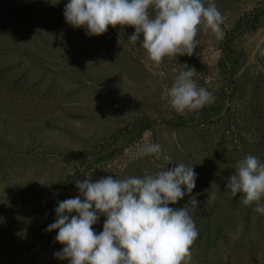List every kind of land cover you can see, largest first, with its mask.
I'll return each instance as SVG.
<instances>
[{
  "label": "rangeland",
  "instance_id": "1",
  "mask_svg": "<svg viewBox=\"0 0 264 264\" xmlns=\"http://www.w3.org/2000/svg\"><path fill=\"white\" fill-rule=\"evenodd\" d=\"M33 1L50 9L20 12L14 19L22 34L17 35L53 55L42 56L43 60L39 55L0 58V264H69L54 256L64 245L55 241L58 230L45 231V218L51 212L52 220L59 202L80 195L76 181L142 178L169 160L175 166L181 162L193 166L187 157V143L193 139L204 145L201 153L193 151L207 170L203 174L193 166L195 185L207 194L210 205L205 213L198 209L191 215L204 219L215 201L225 220L208 251L197 246L205 237L198 235L190 264H264V214L255 212V205H243L240 195L232 197L226 188L239 160L251 154L264 162V110L258 117L249 112L251 102L245 92L243 123L226 121L223 108L207 127L178 130L174 120L179 115L189 117L190 112L177 113L168 103V89L187 68L196 70L198 87L211 93L217 88L220 76L215 64L221 38L201 26L199 45L191 56H166L156 66L141 47L142 34L136 43L129 40L133 27L126 26L123 32L109 26L101 35H87L84 28L66 22L64 8L51 5L57 0ZM234 1L222 13L223 32L237 13L263 0ZM234 43L245 53L251 75L255 53L264 43V26L242 34ZM140 126H147L140 139L110 155L116 148L109 139L113 133L136 132ZM148 143L161 145L159 158L137 155ZM252 144L254 151L248 149ZM197 195L190 193L172 207H183ZM105 219L100 215L92 226L96 234L103 230ZM211 226L217 228L215 223ZM196 227L200 232L201 226Z\"/></svg>",
  "mask_w": 264,
  "mask_h": 264
},
{
  "label": "clouds",
  "instance_id": "2",
  "mask_svg": "<svg viewBox=\"0 0 264 264\" xmlns=\"http://www.w3.org/2000/svg\"><path fill=\"white\" fill-rule=\"evenodd\" d=\"M63 15L87 35H101L109 26L133 27L129 40L136 43L142 34L141 47L156 66L166 56H191L201 26L217 38L223 36L224 18L214 0L207 6L205 0H68ZM196 74L194 68L181 71L168 89V103L177 113L215 102L213 93L197 86ZM161 154L158 143L145 144L137 152L139 157ZM196 178L193 166L181 162L142 178L77 180L80 195L59 202L55 222L45 229L58 230L55 241L64 245L54 256L69 264H190L199 235L191 212L200 202L190 197L183 207L169 205L190 194ZM226 188L232 197L239 194L243 205H255L254 211L264 214V162L258 157L249 154L239 160ZM100 215L106 219L96 234L92 226Z\"/></svg>",
  "mask_w": 264,
  "mask_h": 264
},
{
  "label": "trees",
  "instance_id": "3",
  "mask_svg": "<svg viewBox=\"0 0 264 264\" xmlns=\"http://www.w3.org/2000/svg\"><path fill=\"white\" fill-rule=\"evenodd\" d=\"M214 2L221 13H225L230 10L232 5L235 3L234 0H214ZM67 3L68 0H57L51 5H59L60 8H65ZM207 3L208 0H205V6H207ZM38 4L40 3H36L33 0H0V58L14 56L16 59L20 60L22 57H34L39 55L40 60H43L42 56L53 55L52 52H48L44 47H39L31 43L30 39L17 35L21 33L18 31L20 28L19 25H16V21H14V19L16 17H20L21 13L34 14L35 11L39 12V10L50 9L49 7L44 8ZM126 26L127 25H117L116 27H118L117 29L119 31L122 29L124 32V28L126 29ZM262 26H264V0L253 5L250 10L236 14L235 18L230 21L228 25L229 28L225 29L223 32V36L218 44L219 54L215 68L217 74L220 76V81L217 88L212 92L216 97L215 102L205 105L202 109L190 112L189 117L184 118L180 115L177 116L174 120V128H177L178 130H182L184 128L190 130L196 126H201V129L203 126L207 127L206 124L211 120L212 116L219 115L223 108H225L223 117L226 121H232L240 124L243 123L247 118L243 112L245 110L242 105V98L244 97L245 92H248V98L251 102V104H249L251 105V108L249 107V112L255 114L256 117L262 114V111L264 110V43L255 53L254 61L256 68L251 75L248 74L245 66V53L241 50H237L234 45L236 38ZM145 129H147V126H140L136 132L126 129L117 130L109 137V139H112V144L115 143L116 145V148L112 149L113 152H111L110 155L112 153H121L122 150L127 147L126 145L136 142L140 139ZM200 136L201 135L199 133L197 135L198 139H201ZM198 141H194L193 139V141L187 143V157L190 161L189 163H191L198 172H203L204 168L203 166H200V156L193 151L197 150L201 153V148L204 147V145H201ZM253 146L255 147L254 144L250 145L248 149L254 151ZM181 149L186 151L183 144H181ZM165 164L167 169L174 168L175 166L173 162H167ZM204 171L207 172V170ZM191 193L195 195L196 193L198 194L197 200L200 202L198 209L205 213L206 210L204 209H207V206L210 205L207 194L204 193L198 185H195ZM169 207H172V205H169ZM215 207L216 202L214 201L212 203L209 216L204 214V219H202V216L197 215L198 218L193 216L195 223L198 224V226H201L199 234L205 235L202 242L200 243L199 240L197 245H202L201 247L204 251H208L212 246H215L217 237L221 232L219 223L222 224L225 220L220 218L222 210L218 211ZM53 213L54 215L51 220L50 214L52 213L48 212V217L45 218V221L47 222L45 224L46 226L55 222L57 217L56 213ZM199 218L204 221L203 225L202 220ZM213 223L216 224L217 228L212 230L210 227H213L211 226ZM206 231L207 234L201 233ZM194 246L195 245L192 247ZM218 255L219 254H217V256Z\"/></svg>",
  "mask_w": 264,
  "mask_h": 264
}]
</instances>
